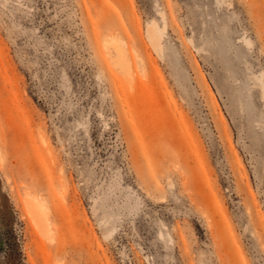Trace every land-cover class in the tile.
Wrapping results in <instances>:
<instances>
[{
    "label": "rangeland",
    "instance_id": "obj_1",
    "mask_svg": "<svg viewBox=\"0 0 264 264\" xmlns=\"http://www.w3.org/2000/svg\"><path fill=\"white\" fill-rule=\"evenodd\" d=\"M0 264H264V0H0Z\"/></svg>",
    "mask_w": 264,
    "mask_h": 264
},
{
    "label": "bare ground",
    "instance_id": "obj_2",
    "mask_svg": "<svg viewBox=\"0 0 264 264\" xmlns=\"http://www.w3.org/2000/svg\"><path fill=\"white\" fill-rule=\"evenodd\" d=\"M103 46H104V50H105L104 54L107 57L105 61H107V62L109 61V62H111L110 64L114 65L115 62L112 61L113 53L115 54L117 52V54H119V56H121V50L119 49V47L117 45V38L114 36H110V38H108L104 41ZM120 72L124 76H128L129 78H132L130 70L127 67H125L124 65H122V67L120 68ZM26 207H27V211H28L34 225L36 226V228L40 232V235L44 239L48 240L50 237L51 228L48 225V218H47V214H46V211H47L46 208L47 207L45 206L44 201L39 199V198H35V197L31 196L30 194H28L27 200H26Z\"/></svg>",
    "mask_w": 264,
    "mask_h": 264
}]
</instances>
